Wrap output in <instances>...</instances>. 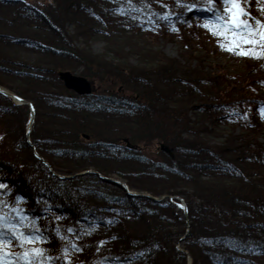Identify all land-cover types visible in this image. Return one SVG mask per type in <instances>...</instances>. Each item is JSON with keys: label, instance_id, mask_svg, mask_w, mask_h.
Wrapping results in <instances>:
<instances>
[{"label": "trees", "instance_id": "obj_1", "mask_svg": "<svg viewBox=\"0 0 264 264\" xmlns=\"http://www.w3.org/2000/svg\"><path fill=\"white\" fill-rule=\"evenodd\" d=\"M239 2L264 21V0ZM209 7V0H51L40 11L0 0V86L32 102L36 152L59 174L92 168L129 189L173 195L129 194L92 172L57 177L27 141L28 106L0 92V201L34 222L47 241L35 246L61 257L52 264H68L65 248L70 264H186L176 247L185 232L191 264H264V47L240 42L258 57L221 48L233 34L202 27L213 17ZM97 36L118 60L75 43ZM155 38L177 41L182 61L154 50ZM128 54L141 64L123 61ZM80 68L123 91L67 90L57 72ZM123 137L169 145L173 158L157 147L151 158ZM176 196L186 202L188 230Z\"/></svg>", "mask_w": 264, "mask_h": 264}, {"label": "snow or ice", "instance_id": "obj_2", "mask_svg": "<svg viewBox=\"0 0 264 264\" xmlns=\"http://www.w3.org/2000/svg\"><path fill=\"white\" fill-rule=\"evenodd\" d=\"M212 3L213 0H209L210 7L207 9L213 12L211 22L203 24L202 27L207 28L216 36L227 37L229 33L233 34L230 44L220 43L221 48L238 55L258 57L260 53H256L252 49L245 51L239 47V44L243 42L253 46L259 44L264 47V21L253 17L245 7L241 6L239 0H220V3L225 5L223 11L212 7ZM245 3H250V0H245ZM188 10L192 11L193 8ZM261 11H264V7L261 8ZM242 17H248V19H242ZM168 18L167 15L161 17L164 20ZM172 30L176 31L175 28ZM262 114H264V110H262ZM4 187L5 185L0 184V188ZM9 213H15L18 220ZM24 221L25 217L21 214L20 209L8 208L6 202L0 201V264H52V262L60 260L61 257L48 255V249L35 246L47 241L39 234L40 230L34 227V222L30 226ZM23 229H29V231L26 233ZM67 231L72 232L73 229ZM57 232L59 233V229ZM61 239H66V237L61 236ZM70 246L74 251H82L75 244ZM13 248H19L20 251H12ZM63 258L70 264L67 248L64 249Z\"/></svg>", "mask_w": 264, "mask_h": 264}, {"label": "rangeland", "instance_id": "obj_3", "mask_svg": "<svg viewBox=\"0 0 264 264\" xmlns=\"http://www.w3.org/2000/svg\"><path fill=\"white\" fill-rule=\"evenodd\" d=\"M24 1L27 2L28 4L32 5V6L37 7L38 10L42 11L44 9V6L46 5V3H48L51 0H24ZM211 6L214 7V8H219V9L222 8V4L221 3H219V4L212 3ZM258 14H259V12L257 13V15ZM260 16H261V14H260ZM64 26H65L66 31L68 33L74 32L73 23L66 22L64 24ZM151 41L154 42L153 43L154 45L152 46L154 48V50H159L162 54H164L167 57H170V58H173V59L175 58V59H179L180 60L179 54H180L181 48L179 46L180 44L177 41H170V40L169 41H167V40L164 41V40L158 39V38L152 39ZM75 43H76L77 46L85 47L88 51H91V53H93V54L104 55V57L106 59L118 60L117 59L118 57L115 56V53H112V51L108 49V47L110 46L108 44V42L105 41L104 39L98 37V36L96 38L93 37V38H91L90 40H87V41H85V39H83L82 37H79L78 41L75 42ZM122 51L123 52L130 51V46H124L122 48ZM231 53L234 54L233 52H231ZM219 58H220V61L222 63L228 64V65H232V63H230V60H227L226 55L219 56ZM123 61H127L128 63H131V64H139V65L141 64L140 63L141 62V58L138 55H136V54H128L127 56H125ZM180 61H182V60H180ZM74 73L75 74H79V75H83L81 73V68L78 69V70H75ZM84 76H86L89 80L92 81L93 87L96 88L98 91H102L103 89H107V88H110V87L114 88L116 90L117 89H122L121 86L117 82H115L113 79H110V78H109V80L107 78L102 79L99 76H90V75H84ZM8 91H10V90H8ZM10 92H12V91H10ZM25 100H28V99H25ZM189 117L191 119H194V116L192 115L191 112H189ZM219 140H222V139L219 138ZM31 143L35 146L34 142L31 141ZM140 144L142 146L144 145V149L143 150L146 151V155H148L151 158H156L157 155H155V154L157 152V149H156V145L155 144H150L149 145V144H145V142H141ZM113 177L125 182L124 179H122V178H120L118 176H113ZM160 195H162V194H160ZM157 196H159V195H157ZM181 243L182 242H180V246H181Z\"/></svg>", "mask_w": 264, "mask_h": 264}, {"label": "water", "instance_id": "obj_4", "mask_svg": "<svg viewBox=\"0 0 264 264\" xmlns=\"http://www.w3.org/2000/svg\"><path fill=\"white\" fill-rule=\"evenodd\" d=\"M57 75H58L59 79L63 82L65 88H67L69 90H73L77 94H81V95L90 94L91 91H92V83H91V81L88 80L86 77H84L82 75H78V74L72 73L69 70H59L57 72ZM0 92L3 93L6 96L11 97L18 104H22V103L27 104L28 110H29V118H28V122H27V130L26 131H27V134H28V132L30 131L31 124H32V122L34 120V114H35V110H34V107H33L32 103L30 101H28V100H25V99L21 98L20 96L14 94V93L9 92L8 90H6L5 88H3L1 86H0ZM84 136H86V135H84ZM28 141H29L31 147L34 149L35 146L30 142L29 139H28ZM124 141L126 142L127 146L133 147V145L129 143V141H128V139L126 137L124 138ZM159 148L162 151L166 152L170 157H173V147H170V146H168V145H166L164 143H160L159 144ZM34 154H35V156L40 158L43 161V163L46 164L48 166V168L52 171V173L54 175H56L57 177H72V176H74L76 174H83V173H87V172H92V173H95L99 178H101L103 180L112 181V182H115L117 184H120L130 194L145 195V196H148L149 198H151L153 200H160V199L165 198V197L168 196L167 194H162L160 196H153V195H150L147 192L130 190L124 181H121V180L113 178V177L104 176V175L100 174L99 172H97L96 170L91 169V168L83 170L81 172H77L74 175H61V174L56 173L55 171H53L51 169L50 165L40 155H38V153L35 150H34ZM171 197L172 196H170V198ZM177 206L179 208H181V210L183 212L184 219L186 220V227L188 229L189 223H188V217H187V206H186V203H185L183 198H179V203L177 204ZM185 235H186V232L179 239V242L177 244V248L182 250V251H184L186 253L187 264H190L191 261H192V258L190 256V254L187 252V250H184V249H182L179 246L181 240L184 238Z\"/></svg>", "mask_w": 264, "mask_h": 264}, {"label": "flooded vegetation", "instance_id": "obj_5", "mask_svg": "<svg viewBox=\"0 0 264 264\" xmlns=\"http://www.w3.org/2000/svg\"><path fill=\"white\" fill-rule=\"evenodd\" d=\"M144 149V145L142 146V148L140 149L141 151ZM144 151V150H143ZM146 152V151H145Z\"/></svg>", "mask_w": 264, "mask_h": 264}]
</instances>
